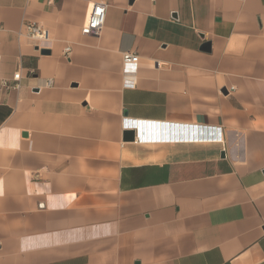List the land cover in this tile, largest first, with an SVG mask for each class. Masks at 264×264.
Returning <instances> with one entry per match:
<instances>
[{
    "label": "crops",
    "instance_id": "1",
    "mask_svg": "<svg viewBox=\"0 0 264 264\" xmlns=\"http://www.w3.org/2000/svg\"><path fill=\"white\" fill-rule=\"evenodd\" d=\"M0 264H264V0H0Z\"/></svg>",
    "mask_w": 264,
    "mask_h": 264
},
{
    "label": "built area",
    "instance_id": "2",
    "mask_svg": "<svg viewBox=\"0 0 264 264\" xmlns=\"http://www.w3.org/2000/svg\"><path fill=\"white\" fill-rule=\"evenodd\" d=\"M107 5L103 3H98L93 6L88 23L82 29L83 36H93L99 37L104 29L106 23ZM24 27L26 29L27 38L31 40L39 50L49 49L52 43L51 32L46 27L35 24V23H25ZM66 55L71 53V48L67 47L65 49ZM140 60L138 55L132 52L124 53L122 60V77L124 82V87L127 89H133L136 87V77L139 72ZM21 79V73L18 72L13 77V82L16 83L13 87L14 89L19 88V82ZM3 87L9 89L7 81H2ZM47 86H51V81L47 82ZM234 91V89H231Z\"/></svg>",
    "mask_w": 264,
    "mask_h": 264
},
{
    "label": "water",
    "instance_id": "3",
    "mask_svg": "<svg viewBox=\"0 0 264 264\" xmlns=\"http://www.w3.org/2000/svg\"><path fill=\"white\" fill-rule=\"evenodd\" d=\"M209 49H210V44L205 43L203 45V50L208 51ZM37 50H39V49H37ZM40 52L42 55H50V52L48 50H45V49L41 50ZM138 134L139 133L137 131H127L124 134V141L125 142H134V141H136V137L139 136ZM222 156H224V155H222Z\"/></svg>",
    "mask_w": 264,
    "mask_h": 264
}]
</instances>
